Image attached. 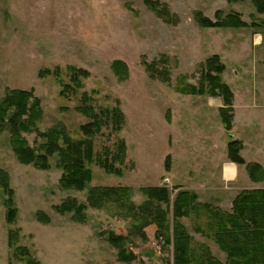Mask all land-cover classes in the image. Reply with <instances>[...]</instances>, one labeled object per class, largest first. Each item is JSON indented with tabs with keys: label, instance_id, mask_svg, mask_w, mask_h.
Masks as SVG:
<instances>
[{
	"label": "rangeland",
	"instance_id": "obj_1",
	"mask_svg": "<svg viewBox=\"0 0 264 264\" xmlns=\"http://www.w3.org/2000/svg\"><path fill=\"white\" fill-rule=\"evenodd\" d=\"M154 1L175 24L152 10ZM217 10L222 16L238 13L246 26L196 22L195 12L214 20ZM214 54L224 65L222 82L264 86V13L251 0H0V98L13 88L31 90L40 99L42 113L34 130L21 133L30 146L43 141L38 131L56 124L73 139L85 138L80 125L90 119L78 109L85 104L95 112L118 107L124 119L120 130L103 125L91 136L94 160L86 163L91 179L81 190L60 185L56 153L48 157L46 168L23 163L9 144V131H0V172L7 190L0 191V264H173L172 244L156 236V225L144 227V239L129 234L132 220L119 215L113 204L87 207L82 220L73 211L56 209L68 198L86 204L89 187L127 186L138 204L144 199L141 188L165 186L170 202L161 207L169 226L173 198L181 190L195 194L197 204L230 211L234 198L251 190L229 188L218 179V166L228 158L230 129L219 113L206 110L205 99L211 95L175 88L181 80L198 86L205 59ZM162 55L166 63L157 67L167 71V81L151 78L144 66ZM114 60L125 63L127 76L114 73ZM69 67L85 74H78V86L62 91L65 84L74 86ZM121 142L124 158L113 163L120 173H107L95 155L103 158L107 150L111 160ZM8 200L15 210L12 221L6 220ZM198 209L180 218L191 246L197 256L206 249L223 263L225 253L197 230H205L207 222L206 210ZM112 232L127 236L126 253L134 256L130 261L119 260L108 240Z\"/></svg>",
	"mask_w": 264,
	"mask_h": 264
},
{
	"label": "trees",
	"instance_id": "obj_2",
	"mask_svg": "<svg viewBox=\"0 0 264 264\" xmlns=\"http://www.w3.org/2000/svg\"><path fill=\"white\" fill-rule=\"evenodd\" d=\"M230 3L241 2L242 0H227ZM258 13H264V0H251ZM151 7L164 22L175 24L176 20L164 8H157L156 1L151 2ZM196 22L205 27H231L240 28L246 26V22L238 13H228L221 15V11L214 13V20L202 15L201 12H195ZM165 55L151 63H144L145 70L151 75V78L157 77L167 81L164 76L166 70H161L157 66L166 63ZM111 69L121 77L127 76V68L123 61L114 60L111 63ZM224 69L223 63L219 62L217 54L211 55L203 63V71L200 75L198 86L193 84H184L178 81L175 88L178 92L184 94L204 93L222 97L224 105L218 108L219 117L226 130L231 128L232 120V93L228 85L221 81L220 74ZM71 79L74 86L63 85V90L73 89L80 84L78 74H85L84 70L69 67ZM87 96L83 95L82 101L85 103ZM40 99L32 94L31 90L10 89L5 90L0 98V131L7 129L10 133L9 144L16 158L23 163H32L33 165L46 168L48 166V157L54 153L58 155L57 163L62 169L60 176V185L64 188L73 187L81 190L87 186L91 179V171L86 166L94 160V152L91 136L98 133L103 125H111V128L118 131L123 124V114L118 107L100 109L95 112L90 105H82L78 109L90 119L80 125L81 132L86 137L81 139L71 138L63 125L56 124L47 128L43 132L38 131L43 141L37 147L28 144L22 137V132H32L35 128V122L40 119L42 109L39 105ZM124 144L119 145V152L111 160L106 156L102 158L101 154H96L95 161L100 164L107 173H120V170L114 166V160L122 162L124 158ZM241 149L240 141L230 139L227 143L228 158L238 164H243L239 151ZM168 165V157L166 158ZM246 170L251 180L260 181L264 179V170L256 163L246 164ZM6 177L0 172V191L6 192ZM176 188V187H173ZM140 191L144 199L140 203H135L132 199V191L127 186H94L89 187L86 194V204L77 203L75 199L68 198L56 209L59 212L73 211V217L84 219L83 210L87 207L101 209L106 204H113L119 208V215L131 219L129 234L145 238L143 229L150 224L156 225V236L172 244L173 264H264V189H251L241 191L232 201L230 211L214 208L210 204H197L195 194L181 190L178 191L172 202V222L169 226L167 212L161 207L164 203L170 202V190L165 186L143 187ZM8 204L7 221H12L15 210ZM203 208L207 213V222L205 230L197 228L200 232L214 241L219 249L225 253V262L218 261L211 256L210 252L202 249L201 253H195L191 246V236L186 227L180 221L181 217L188 216L190 212H196L198 208ZM169 229H171V234ZM172 237V238H171ZM13 233L9 231L8 244L13 243ZM109 242L118 250V258L122 261H130L134 256L132 253H126L125 243L127 236L122 234H108ZM27 263H30L28 259Z\"/></svg>",
	"mask_w": 264,
	"mask_h": 264
},
{
	"label": "crops",
	"instance_id": "obj_3",
	"mask_svg": "<svg viewBox=\"0 0 264 264\" xmlns=\"http://www.w3.org/2000/svg\"><path fill=\"white\" fill-rule=\"evenodd\" d=\"M261 84L252 82L239 88L227 83L233 94L228 138L240 141L239 154L244 160L238 164L225 157L218 166V179L229 188L264 189V179L253 181L246 170L248 163H256L264 170V86ZM205 101L206 110H215L218 115V108L223 105L221 97L208 96Z\"/></svg>",
	"mask_w": 264,
	"mask_h": 264
}]
</instances>
